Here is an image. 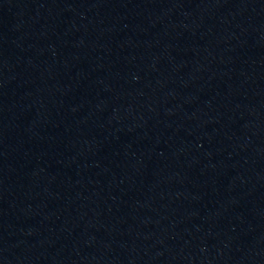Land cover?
<instances>
[{
    "label": "water",
    "instance_id": "1",
    "mask_svg": "<svg viewBox=\"0 0 264 264\" xmlns=\"http://www.w3.org/2000/svg\"><path fill=\"white\" fill-rule=\"evenodd\" d=\"M0 264H264V0H0Z\"/></svg>",
    "mask_w": 264,
    "mask_h": 264
}]
</instances>
